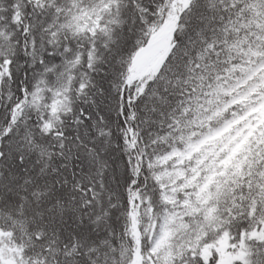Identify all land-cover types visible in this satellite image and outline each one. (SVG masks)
Listing matches in <instances>:
<instances>
[{
  "label": "snow or ice",
  "instance_id": "1",
  "mask_svg": "<svg viewBox=\"0 0 264 264\" xmlns=\"http://www.w3.org/2000/svg\"><path fill=\"white\" fill-rule=\"evenodd\" d=\"M0 264H264V0H0Z\"/></svg>",
  "mask_w": 264,
  "mask_h": 264
}]
</instances>
